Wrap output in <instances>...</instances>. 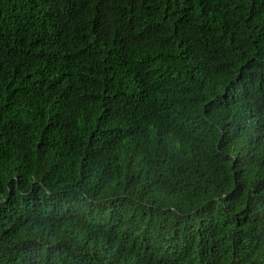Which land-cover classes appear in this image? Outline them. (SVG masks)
<instances>
[{
	"label": "trees",
	"instance_id": "obj_1",
	"mask_svg": "<svg viewBox=\"0 0 264 264\" xmlns=\"http://www.w3.org/2000/svg\"><path fill=\"white\" fill-rule=\"evenodd\" d=\"M0 264H264V0H0Z\"/></svg>",
	"mask_w": 264,
	"mask_h": 264
}]
</instances>
